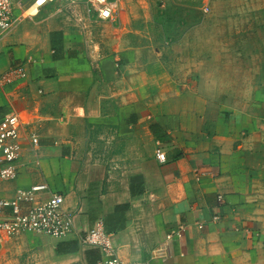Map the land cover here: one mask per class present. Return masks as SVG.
I'll list each match as a JSON object with an SVG mask.
<instances>
[{
    "label": "crops",
    "instance_id": "obj_1",
    "mask_svg": "<svg viewBox=\"0 0 264 264\" xmlns=\"http://www.w3.org/2000/svg\"><path fill=\"white\" fill-rule=\"evenodd\" d=\"M34 1L15 0L0 31V73L24 72L0 88V118L17 114L37 139L22 140L0 199L45 184L75 231L0 237V264H96L81 239L98 222L124 263L264 264V60L251 61L264 53V0H239L252 8L222 36L262 42L199 44L193 70L190 57L153 59L137 29L93 42L85 0L29 15Z\"/></svg>",
    "mask_w": 264,
    "mask_h": 264
},
{
    "label": "built area",
    "instance_id": "obj_2",
    "mask_svg": "<svg viewBox=\"0 0 264 264\" xmlns=\"http://www.w3.org/2000/svg\"><path fill=\"white\" fill-rule=\"evenodd\" d=\"M15 0H0V31L5 32L12 27V9ZM56 0H36L32 8L42 7L46 2ZM80 1V0H75ZM86 14L95 23H111L116 20L123 0H85ZM24 77L21 68L15 67L0 73V88L10 85ZM28 140L31 145H37V139L31 132H26L21 118L17 114L0 118V180L14 181V167L22 150V140ZM159 163H165V154L156 151ZM47 193L41 200L38 195ZM64 198L60 194L51 193L45 184L17 190L11 199H0V236L15 237L21 234H41L52 239H63L75 231L74 216L63 209ZM212 222H219L220 217L214 216ZM198 229L203 225L198 224ZM83 244L96 247L101 252V258L96 264H148L140 262L124 263L116 252L111 235L106 233L102 222H98L81 239Z\"/></svg>",
    "mask_w": 264,
    "mask_h": 264
},
{
    "label": "rangeland",
    "instance_id": "obj_3",
    "mask_svg": "<svg viewBox=\"0 0 264 264\" xmlns=\"http://www.w3.org/2000/svg\"><path fill=\"white\" fill-rule=\"evenodd\" d=\"M240 3L239 0H123L116 20L111 23L97 24L92 39L95 42L98 36L102 35L101 33H110L108 34L110 36L111 34L117 35L119 31L123 30H130L133 33L137 29L139 32L137 34L142 36L144 45L149 46L153 51V57L151 53L145 52L141 57L142 60H151L152 57L161 60L165 58L167 61L172 59V56H177L179 60L182 57L183 59L190 57L193 70V65L198 61L197 57L200 56L202 59L201 53L198 52L199 44L213 45L222 42V45H225L233 42V44L246 45L262 42L258 36L252 38L253 40L246 36L227 37V40L222 37L226 32H229L228 36L231 35L230 31L237 23L235 14L245 13L252 8L250 4L240 5ZM28 14H34V9L30 10ZM246 20L243 24L247 25ZM226 52L218 55L224 56L226 59L228 57L227 60L236 56ZM246 55L244 53V56ZM252 56L253 60L251 59V61L256 67L264 60L263 52L254 53ZM244 63H242L243 67ZM179 64V67L182 68L183 63ZM0 237L13 238L3 235Z\"/></svg>",
    "mask_w": 264,
    "mask_h": 264
},
{
    "label": "bare ground",
    "instance_id": "obj_4",
    "mask_svg": "<svg viewBox=\"0 0 264 264\" xmlns=\"http://www.w3.org/2000/svg\"><path fill=\"white\" fill-rule=\"evenodd\" d=\"M42 2H45V0H42Z\"/></svg>",
    "mask_w": 264,
    "mask_h": 264
}]
</instances>
